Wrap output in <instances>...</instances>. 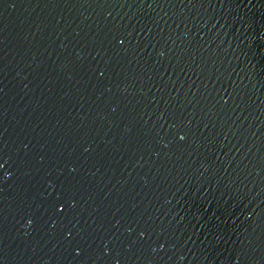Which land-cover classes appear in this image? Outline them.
<instances>
[{
	"label": "water",
	"instance_id": "water-1",
	"mask_svg": "<svg viewBox=\"0 0 264 264\" xmlns=\"http://www.w3.org/2000/svg\"><path fill=\"white\" fill-rule=\"evenodd\" d=\"M0 264H264V0H0Z\"/></svg>",
	"mask_w": 264,
	"mask_h": 264
}]
</instances>
